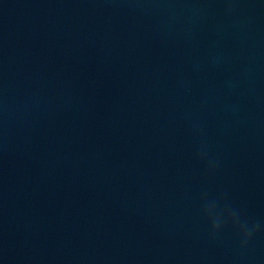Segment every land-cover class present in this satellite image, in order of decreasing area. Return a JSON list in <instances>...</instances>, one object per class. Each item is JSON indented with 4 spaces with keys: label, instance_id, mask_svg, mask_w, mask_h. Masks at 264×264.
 I'll use <instances>...</instances> for the list:
<instances>
[{
    "label": "water",
    "instance_id": "obj_1",
    "mask_svg": "<svg viewBox=\"0 0 264 264\" xmlns=\"http://www.w3.org/2000/svg\"><path fill=\"white\" fill-rule=\"evenodd\" d=\"M0 264H264V0H0Z\"/></svg>",
    "mask_w": 264,
    "mask_h": 264
},
{
    "label": "clouds",
    "instance_id": "obj_2",
    "mask_svg": "<svg viewBox=\"0 0 264 264\" xmlns=\"http://www.w3.org/2000/svg\"><path fill=\"white\" fill-rule=\"evenodd\" d=\"M214 211H215V206H210L206 209V215L209 216V218H212V228H213V232L217 231L220 227V221L218 218H213V214H214ZM231 223L234 225V226H239L240 227V230L241 232L245 235V238L247 239V226L246 225H243V224H240L239 222V219L237 217L236 214H230L229 215V218H228Z\"/></svg>",
    "mask_w": 264,
    "mask_h": 264
}]
</instances>
